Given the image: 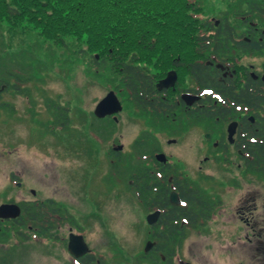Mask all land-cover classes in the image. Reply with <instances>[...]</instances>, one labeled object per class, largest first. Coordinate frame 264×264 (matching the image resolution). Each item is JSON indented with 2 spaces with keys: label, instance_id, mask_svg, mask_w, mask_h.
Instances as JSON below:
<instances>
[{
  "label": "flooded vegetation",
  "instance_id": "flooded-vegetation-1",
  "mask_svg": "<svg viewBox=\"0 0 264 264\" xmlns=\"http://www.w3.org/2000/svg\"><path fill=\"white\" fill-rule=\"evenodd\" d=\"M175 57L162 56V64L173 59L175 65L156 83L161 103L158 116L163 120L166 135L164 146L152 147L150 138L138 137L130 155L123 143L114 145L110 157L107 156V171L102 156L107 152L101 149L86 155L85 161L76 165L80 164L77 169L72 168L76 155L68 143L65 119L69 115L60 114L64 122L59 123L58 131L54 109H46L53 113L48 129L43 127L42 135L37 129L31 130L24 141L37 146L41 153L51 154L53 162H66V169L58 168L57 177L64 191L44 188L48 184L42 178L40 188H28L27 196L2 201L20 205L26 221L0 218V244L3 233L20 228L19 236L31 247L48 245L46 257L51 248L63 247L66 253L70 251L72 264H111L91 247L90 251L77 255L69 243L76 235H82L87 242L90 227L85 223L102 229L94 234L112 232L114 220L109 223L108 219H93L85 214L87 211L78 214L76 210L90 204L98 209L107 207L114 195L121 201L124 197L140 205L143 234L150 235L146 245L151 247L146 252L161 253L165 260L162 250L167 246L172 254L166 264H199L182 255L186 241L193 244L198 240L189 241L190 236L182 238L186 232L202 234L205 241L218 242L213 249L222 253L225 260L238 255L241 259L235 264H264V73L257 72L256 76L247 69L249 73L237 74L233 62H219L218 71L199 80L191 60L186 63L182 61L185 59ZM182 68L185 77L180 73ZM16 80L0 85V99L11 87L24 92L30 84V78ZM248 84L254 97L251 100L241 91ZM22 97V110L5 111L1 115L6 133L11 130L9 123L26 121L30 125L39 119L33 114L37 94L25 92ZM121 145L123 148L117 149ZM85 146L91 151L89 141ZM129 159L134 161L133 170L126 175ZM111 175H116L119 181L110 185ZM10 176L11 182L20 188L24 186L15 173ZM123 225L125 228L128 223ZM170 234V238L164 236ZM193 254L197 260L212 255L209 250L206 254L196 249Z\"/></svg>",
  "mask_w": 264,
  "mask_h": 264
},
{
  "label": "rangeland",
  "instance_id": "rangeland-1",
  "mask_svg": "<svg viewBox=\"0 0 264 264\" xmlns=\"http://www.w3.org/2000/svg\"><path fill=\"white\" fill-rule=\"evenodd\" d=\"M254 4L264 5V0H201L200 5L204 6V10L200 14L205 20L210 18L213 21L215 18L230 23L235 27L236 38L241 40L251 35L250 24L243 21L242 17L250 15L253 18L257 17L259 28H264V17L256 15L257 12L253 11ZM83 47L85 51L82 52ZM89 54L91 51L87 44L82 45V42L77 41L75 37L67 38L64 44H57L44 39L37 31H24L22 26L12 25L7 20L0 22V85L6 83L5 81H17L14 74L16 75L19 70L26 75L29 73L28 77L25 75L24 78H30V84L24 92L16 91L11 87L12 90L7 91L2 96L3 99H0V203L11 198L20 200L27 196L28 188H40L42 178L48 184L44 188L64 191L62 184H58L57 177L60 176V170L66 169V162H53L51 154L41 153L37 146L27 145L24 141L31 130L37 129L38 132L41 131V135L44 134V128L48 129L49 119L52 120L53 113L58 118L54 120L57 125L55 129L58 131H60L59 123L64 122L60 114L69 115L65 122H68L66 126L69 133L68 143L71 144L76 155V159L73 158V169H77L81 162L85 161L86 155L101 149L107 152L106 155L102 154L103 168L107 171L106 160L107 156L110 157V149L114 145L119 146V143H123L131 155L132 148L134 149L133 142L138 137L150 138L152 147L164 146L166 135L159 113L140 108L131 99L129 91L121 86L120 77L111 69L112 66L109 64L103 67L96 66ZM93 54L98 55L95 51ZM185 54L174 55L175 58H188L189 56ZM230 56H239L236 61L241 66L244 63V68L264 73V53H244L237 49ZM142 64L151 70L157 81L163 73L174 68L175 65L173 59L165 60L162 64V56L159 59L156 57L147 59ZM180 73L186 76L185 69H180ZM112 90L123 102L118 121L113 120L112 116L99 118L94 112L101 99ZM25 92L37 94L33 114L39 119L35 123L31 122L30 125L26 121L19 124L9 123L11 130L6 133L1 123V115L5 111L22 110L24 108L22 96H25ZM47 108H53V113L49 114ZM87 141L90 142L91 151L88 146L84 148ZM129 161V164L126 163V175L133 170L134 161L132 159ZM78 163L80 164L76 167ZM94 170L95 168L90 174ZM12 173L18 176V181L24 183L23 187L20 188L16 183L11 182ZM109 179L110 185L119 181L116 175H111ZM123 199L121 201L120 198L117 199L112 195L111 204L107 207L98 209L90 204L88 208L82 207L76 210L78 214L87 211L85 214L93 219H108L109 223L114 220L112 232H105L102 236L94 234L102 230L96 224H84L90 227V230H87L89 247L111 264H166L167 260L162 258L161 253L148 254L145 250L150 235L143 234V214L139 211L140 205L134 201H127L124 197ZM124 223H128L125 228ZM68 227H66L67 233ZM16 229L18 228L10 229L6 235L3 233L0 264H72L70 251L66 253L63 247L51 248L53 250L46 257L48 245L36 243L37 246L31 247L28 242H23V239H16L18 236ZM24 230L26 232V228ZM191 234L186 232L182 236V238L190 236L187 238L189 241L193 238L198 239L191 242L193 244L186 241L181 249L182 255L188 261H196L199 264H235L241 259V256L233 255V259L225 260L222 253H216L213 249L218 242L211 239L205 241L202 234ZM167 242L170 244V241ZM165 249L171 251L167 246ZM193 249L206 254L209 250L212 255L197 260Z\"/></svg>",
  "mask_w": 264,
  "mask_h": 264
},
{
  "label": "trees",
  "instance_id": "trees-1",
  "mask_svg": "<svg viewBox=\"0 0 264 264\" xmlns=\"http://www.w3.org/2000/svg\"><path fill=\"white\" fill-rule=\"evenodd\" d=\"M200 1L0 0V22L7 20L22 26L24 31H37L57 44L75 37L82 45L87 44L96 66H112L121 86L140 108L160 113L156 76L142 64L145 60L187 53L189 57L182 61H192L193 71L200 80L218 71L219 62L233 61L237 74L249 73L244 63L242 67L236 61L239 56H230L237 49L244 53H264V28H259L257 17H242L250 24L251 35L247 37L249 41L238 40L230 23L220 19L216 25L210 18L201 17L204 6ZM253 11L264 17V5L254 4ZM24 77L21 70L15 75L16 79ZM249 88L248 84L241 91L251 100L254 97ZM18 220L23 223L26 216L22 214ZM17 233L22 235V230L17 229ZM164 236L170 238L171 234ZM163 251L169 260L172 249Z\"/></svg>",
  "mask_w": 264,
  "mask_h": 264
},
{
  "label": "water",
  "instance_id": "water-1",
  "mask_svg": "<svg viewBox=\"0 0 264 264\" xmlns=\"http://www.w3.org/2000/svg\"><path fill=\"white\" fill-rule=\"evenodd\" d=\"M122 108V102L118 99L115 91H110L108 95L97 104V107L94 112L99 117H106L108 116V114L119 113ZM20 214L21 208L14 203L0 205V217H17ZM69 248H71L72 252L76 253L77 255H81L82 253L89 250L82 236H75V238H72L69 244ZM149 248L150 245H148L147 250Z\"/></svg>",
  "mask_w": 264,
  "mask_h": 264
}]
</instances>
